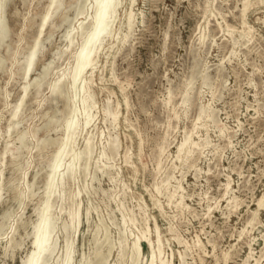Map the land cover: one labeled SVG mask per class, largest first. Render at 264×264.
<instances>
[{
    "label": "rangeland",
    "instance_id": "rangeland-1",
    "mask_svg": "<svg viewBox=\"0 0 264 264\" xmlns=\"http://www.w3.org/2000/svg\"><path fill=\"white\" fill-rule=\"evenodd\" d=\"M154 1L120 0L112 35L103 38L93 71L84 72L89 79L93 109L89 113L93 117L77 135L73 150L82 151L88 137L92 140L91 152L81 158L88 159L87 169L79 170L66 186L63 206L67 204L54 231L56 247L46 264H54L63 253L65 234L60 223L67 220L65 211L72 206V194L76 195L73 205L81 207L72 264L91 259L97 249L105 252L107 244L112 249L103 264H131V242L145 229L154 246L159 238L161 256L171 264H179V254L184 255L185 264H255L254 259L264 264V205L257 206L264 193V0H254L256 7H248L244 13V0ZM49 3L8 0L4 9L9 34L7 43L0 47V264H21L32 248L31 232L38 220L36 210L45 199L47 167L63 137L68 109L72 107L66 98L71 96L69 89L62 98L51 101L49 86L72 68L93 15L94 0H64L63 9L43 28L41 53L24 81V59ZM129 10L133 21L128 28L125 15ZM68 33L73 38L70 47ZM45 66L43 83L36 92L30 84ZM25 82L30 85L28 94L21 111L19 108L15 128L8 131L11 109ZM185 95L188 103H183ZM74 104L80 107L79 98ZM202 105L206 112L198 120ZM209 113L211 119L207 118ZM49 120L51 124L46 126ZM21 133H25L22 143L18 140ZM189 133L191 139L205 144L181 162L175 159L176 147ZM115 138L119 145L112 147L110 142ZM42 140H47L44 147ZM4 146L20 148L12 156L11 151L3 152ZM178 185L180 189L170 202L167 193ZM180 197L181 205L175 207ZM53 203L58 213L61 203ZM11 236L13 242H21L17 248L9 246ZM120 240L126 251L118 263ZM142 248L140 264H145L148 249L144 243Z\"/></svg>",
    "mask_w": 264,
    "mask_h": 264
},
{
    "label": "bare ground",
    "instance_id": "bare-ground-1",
    "mask_svg": "<svg viewBox=\"0 0 264 264\" xmlns=\"http://www.w3.org/2000/svg\"><path fill=\"white\" fill-rule=\"evenodd\" d=\"M154 1V0H153ZM8 0H4L3 2V6L0 7V47H2L4 44L7 43V38H8V34H9V29H8V26L6 24V21H5V18H4V9H5V6L7 4ZM133 2V1H132ZM155 2V1H154ZM209 2V1H208ZM131 3V2H130ZM206 3V2H205ZM258 3V2H257ZM226 4V3H225ZM63 5H64V0H50V3H49V6L47 7V9L45 10L44 14L41 15V18H40V24H39V30H38V34L35 38V40L33 41V44L31 45L25 59H24V63H23V67H22V79L25 81L27 80V77L29 76L31 70L33 69L34 65H35V62L37 60V57L38 55L41 53V50H40V36L42 34V31L44 30L43 28L48 25V23H50V20L51 18H53L57 13H59V11L61 9H63ZM120 5V0H94V4H93V15L91 18H89V22H88V30L87 32L85 33L84 37H83V41H82V44L79 48V50L77 51L75 57H74V64L72 66V68L69 70V72L65 73L63 72L50 86H49V89H50V97H51V101L52 100H56L58 98H62L65 93L67 92L65 89H69L71 92V96H68L66 95L65 97L70 100V102H72V107L69 108V117L66 119V122L64 124V128H63V137L58 145V148L53 156V159L51 161V163L49 164V166L47 167L48 168V175H47V179L45 180L46 182V185L44 186L45 187V199H44V202L42 204V207L37 209L36 213H37V216H38V220L37 222L33 225L32 227V240H31V243H32V248L29 252V254L25 257V259L22 261L21 264H27V261L33 256V253L36 252L39 256V259L43 262H47L48 258L51 256V254L54 252L55 250V247H56V239H55V236H54V231L56 229V224H57V221L60 220L61 216L60 214H62L63 210H65L64 206H63V202H64V195H65V191H66V186L68 184V182L71 180H74V178H76V174L78 173L79 170H85L87 169V163H88V159H81L83 156H87L90 154L91 152V141H90V138L87 137V139L84 141L85 145L83 146V150L82 151H78L77 152H74L73 150V146H74V143L75 142V139L77 137V135L79 134V132L83 131L91 122V115H90V109H91V96L89 95V91H88V80L86 78V76L84 77V72L88 70L90 71H93V66L95 64V60L98 56V52H100V48L103 47L102 46V40L104 37L106 36H109L111 37L112 35V32H113V28H112V25L114 24V21L116 20V13H117V9H118V6ZM207 6V5H206ZM198 7V6H197ZM222 7V6H221ZM256 7V6H254ZM209 8V7H208ZM199 9V8H198ZM236 9V8H235ZM208 10V9H207ZM239 10V9H238ZM246 10L245 8V0H244V4H243V12L244 13ZM208 13H206V10H205V14L206 15ZM231 14V13H230ZM254 14V13H253ZM245 15V14H243ZM88 17V16H87ZM218 17V16H217ZM225 17V16H224ZM243 17V16H242ZM132 18H133V15L132 13L130 12V10L128 11V13H126L125 15V21H126V25L127 27L129 28V26L131 25L132 23ZM215 18V17H214ZM264 18V17H263ZM63 19V18H62ZM258 19V18H257ZM64 20V19H63ZM240 20V19H239ZM239 20H238V23H239ZM264 20V19H263ZM259 21V20H258ZM86 22V21H85ZM116 22V21H115ZM262 22V20H261ZM8 23V22H7ZM241 23V21H240ZM246 22L245 20L242 21V24L244 25ZM241 25V27L243 26ZM235 26V25H234ZM52 26L50 25V28ZM200 27V26H199ZM218 27V26H217ZM252 27V26H251ZM53 28V27H52ZM208 28V27H207ZM234 28V27H233ZM237 28V26H236ZM243 28V27H242ZM241 28V29H242ZM219 29V28H218ZM245 29V28H244ZM243 29V30H244ZM249 29V28H248ZM119 30V29H118ZM228 30V29H227ZM233 29H231L232 31ZM252 30V29H251ZM212 31V30H211ZM234 31V30H233ZM232 31V32H233ZM247 31V30H245ZM250 31V29H249ZM254 31V30H253ZM74 31H72L71 33H73ZM118 32V31H117ZM167 32V31H166ZM240 32V31H239ZM71 33H68L66 35V38L68 39V42H69V47L73 45V38L71 37ZM229 33V32H228ZM235 33V32H234ZM237 33V32H236ZM249 33V32H248ZM75 34V33H74ZM118 34V33H117ZM167 34V33H166ZM230 34V33H229ZM239 34V33H238ZM247 34V33H246ZM252 34V33H251ZM232 35V33H231ZM249 35V34H248ZM75 36V35H74ZM124 36V35H123ZM244 36V35H242ZM117 37V36H116ZM165 37V35H164ZM200 37H202L200 35ZM204 37V35H203ZM234 37V36H233ZM240 37V36H239ZM198 38V37H197ZM245 38V37H244ZM247 38V37H246ZM249 38V37H248ZM204 39V38H203ZM202 40V38H201ZM238 40V39H237ZM244 40V39H243ZM123 41V39H122ZM121 41V42H122ZM239 41V40H238ZM237 41V42H238ZM120 42V43H121ZM125 42V41H124ZM166 42V41H165ZM203 42V41H202ZM201 42V43H202ZM236 42V43H237ZM252 42V41H251ZM123 43V42H122ZM121 43V44H122ZM240 44V42H239ZM164 45V44H163ZM231 46V45H230ZM234 48H235V45H233ZM238 47V46H237ZM234 53V52H233ZM259 53V52H258ZM234 56V55H233ZM244 58V57H243ZM225 60V58H224ZM2 63L3 61L0 59V68L2 66ZM47 67L45 66L44 67V71L37 77H35L32 82H31V86L34 87V89L37 91H39L40 89V86L42 85L43 83V78H44V72H45V69ZM255 68V67H254ZM2 70V69H1ZM257 70V69H256ZM87 73V72H86ZM85 73V74H86ZM93 76V75H92ZM206 79V77H205ZM207 80V79H206ZM92 83V82H91ZM191 83V80L189 81V83L187 84H190ZM217 84V83H216ZM29 83L25 82L24 84H22V88H21V94H20V98L18 100V102H16L17 104L15 105V107L11 110H13L10 114V125L8 127V131L9 130H13V128H15L16 126V118L18 116V111H19V108H20V111H21V106H22V103L24 102V98L27 96L28 94V90H29ZM91 86V85H90ZM211 89V88H210ZM214 89V88H213ZM66 91V92H65ZM124 93V92H122ZM67 94V93H66ZM212 96V94H211ZM79 98V102H80V107L79 106H76V104H74V100ZM170 98V97H169ZM66 99V100H67ZM123 99V98H122ZM168 99V98H167ZM124 100V99H123ZM189 101V98L187 95H185V97L183 98V103H188ZM56 102V101H55ZM126 102V101H124ZM123 102V103H124ZM69 103V102H68ZM24 104V103H23ZM67 104V102H66ZM126 105L127 107V103L124 104ZM206 105V104H205ZM116 106V105H115ZM66 108V107H65ZM105 108V107H104ZM129 108V107H128ZM115 109V107H114ZM211 109V108H210ZM67 110V111H68ZM93 110V109H91ZM110 110V109H109ZM113 110V109H112ZM111 110V111H112ZM118 110V108H117ZM128 110V109H127ZM125 110V111H127ZM115 111V110H114ZM104 112V110H103ZM206 112V107L205 106H201L200 109H199V114H198V120L201 116V114L205 113ZM106 113L107 114H111L108 110H106ZM126 113V112H125ZM92 114V113H91ZM207 114V113H206ZM115 114L113 113V116ZM120 115V114H119ZM107 116V115H106ZM174 117V115H173ZM80 118H82V121H80ZM112 118V117H110ZM118 118V117H116ZM207 118L208 119H211V113H209L207 115ZM109 119V118H108ZM206 119V118H205ZM113 120V119H112ZM197 120V119H196ZM57 121V120H56ZM63 121V120H62ZM169 121V120H168ZM9 122V121H8ZM56 123V122H55ZM116 123V122H115ZM114 123V124H115ZM51 122L50 120L47 122L46 126L50 125ZM195 124V123H194ZM58 125V124H57ZM220 125V124H219ZM52 126V125H51ZM114 126V125H113ZM166 126V125H165ZM225 126V125H224ZM61 127V126H60ZM262 127V126H261ZM48 128V127H47ZM62 128V127H61ZM226 128V127H225ZM224 128V129H225ZM220 132L222 131L221 128H219ZM7 131V133H8ZM218 131V130H217ZM192 132V131H191ZM10 133V132H9ZM193 133V132H192ZM219 133V132H217ZM223 133V132H222ZM191 133H189L190 135ZM221 134V133H220ZM235 134V133H234ZM7 135V134H6ZM187 136L186 139L181 142L180 144L177 145L176 147V158L177 160L179 161H185L186 159H188L193 153L195 150H197L200 146L204 145L205 142L202 140L201 142H197L193 140V138L191 139V135L190 136ZM193 135V134H192ZM218 135V134H217ZM223 135V134H222ZM89 136V135H88ZM114 137V136H112ZM219 137V136H218ZM228 137V136H227ZM25 138V133H21L19 136H18V140L20 141V143L23 142ZM93 138V136H92ZM164 139V138H163ZM16 140V138H15ZM142 140V139H141ZM47 141V140H46ZM46 141H43L42 140V144L41 146L44 147V144ZM118 141V140H117ZM125 141V140H124ZM56 142V141H55ZM41 143V141H40ZM40 143H39V146H40ZM53 143V142H52ZM58 143V142H56ZM115 143H116V138L115 140L113 139L110 144L112 147H115ZM161 143V142H160ZM159 143V144H160ZM165 143V142H163ZM162 143V144H163ZM26 144V143H25ZM117 144V143H116ZM9 145V144H8ZM47 145V144H46ZM119 145V144H117ZM140 145V144H139ZM160 146V145H159ZM22 147H23V144H22ZM25 147V146H24ZM23 147V148H24ZM28 147V146H27ZM38 148V146H36ZM206 147V145H205ZM204 147V148H205ZM230 147V146H229ZM19 148L20 147H16L15 149L11 150L9 149L7 146H4V153L8 152V151H11L10 153H12V156L16 155L17 152L19 151ZM40 148V147H39ZM105 148V147H104ZM141 148V147H139ZM170 148V147H169ZM103 149V148H102ZM114 149V148H113ZM161 149H162V146H161ZM160 149V150H161ZM260 149V148H259ZM29 150V149H28ZM104 150V149H103ZM115 150V149H114ZM21 151V150H20ZM102 152V151H101ZM100 152V153H101ZM114 152V151H112ZM117 152V151H116ZM139 152V150H138ZM107 153V152H106ZM3 154V153H2ZM102 154V153H101ZM114 154V153H112ZM111 154V155H112ZM129 154V153H128ZM139 154V153H138ZM107 155V154H106ZM110 155V154H109ZM170 155V154H169ZM108 156V155H107ZM113 156V155H112ZM175 156V154H174ZM4 157V156H3ZM125 156H123L124 158ZM137 157H139L137 155ZM19 158V157H18ZM103 158V156H102ZM111 158V157H110ZM122 158V160H123ZM128 158V157H127ZM170 158V157H169ZM17 159V158H16ZM101 159V158H99ZM106 159V158H105ZM129 159V158H128ZM160 159V158H159ZM173 159V158H172ZM190 159V158H189ZM194 159V158H193ZM107 160V159H106ZM244 160V159H243ZM82 161V163H81ZM97 161V160H95ZM104 161V159H103ZM108 161L109 158H108ZM128 161V160H127ZM139 161V160H138ZM142 161V160H141ZM189 161V160H187ZM197 161V160H196ZM217 161V160H216ZM100 162V161H99ZM106 162V161H105ZM131 162V161H129ZM140 162V161H139ZM167 162V161H166ZM172 163H174L172 160H171ZM186 162V161H185ZM4 163V162H3ZM103 163V162H102ZM107 163V162H106ZM142 163V162H141ZM180 163V162H179ZM189 163V162H188ZM2 164V163H0ZM94 164H97L94 162ZM126 164V163H125ZM129 164V163H128ZM127 164V165H128ZM140 164V163H139ZM192 164V163H191ZM4 165V164H3ZM104 166V164H102ZM106 165V164H105ZM112 165V164H111ZM110 165V166H111ZM141 165V164H140ZM174 164H172L173 166ZM183 165V164H182ZM97 166V165H96ZM95 166V167H96ZM143 166V165H141ZM170 166V165H169ZM191 166V165H190ZM189 166V167H190ZM210 166V165H209ZM181 167V166H180ZM185 167V166H184ZM191 167H194V166H191ZM97 168V167H96ZM95 168V169H96ZM105 168V167H104ZM115 168V167H114ZM157 168V167H156ZM188 168V167H186ZM94 169V170H95ZM102 169V167H101ZM101 169H99V173H102L101 172ZM107 169H108V166H107ZM120 169V168H119ZM172 169V168H171ZM190 169V168H189ZM195 169V168H194ZM97 170V169H96ZM178 170V169H177ZM180 170H183L180 168ZM179 170V171H180ZM193 170V169H192ZM196 170V169H195ZM103 171V169H102ZM110 171L109 169L107 170V172ZM121 172V170H119ZM134 171V170H133ZM171 171V170H170ZM85 172V171H84ZM177 172V171H176ZM109 173V172H108ZM173 173H174V170H173ZM47 174V173H46ZM86 173H84L85 175ZM104 174H105V171H104ZM102 173V175H104ZM136 174V172H135ZM78 175V174H77ZM79 175H80V172H79ZM134 175V174H133ZM0 176H1V171H0ZM89 176V174L87 175V177ZM106 176V175H105ZM111 176V174H110ZM119 176V175H118ZM2 177V176H1ZM108 177V176H107ZM220 177V176H219ZM112 178V177H111ZM118 178V177H117ZM162 178V177H161ZM175 178V176H174ZM184 177H182L183 179ZM227 178V177H226ZM263 178V177H262ZM2 179V178H1ZM1 179H0V182H1ZM180 179V180H182ZM110 180V179H109ZM117 180V179H116ZM135 180V179H134ZM171 180V179H170ZM177 180V179H176ZM227 180V179H226ZM260 180V179H259ZM247 181V180H246ZM75 182L76 179H75ZM170 182V181H169ZM179 182V181H178ZM177 182V183H178ZM111 183V181H110ZM175 183V184H177ZM230 183V181H229ZM160 184V183H159ZM158 184V186H159ZM221 184V183H220ZM83 185V184H82ZM114 185V184H113ZM122 185V184H121ZM180 185V184H179ZM176 187L174 189L173 192H170V193H167L168 194V199L169 201L171 202L173 200V197H174V193H176V190L180 187ZM245 185V184H244ZM72 186V185H71ZM84 186V185H83ZM174 186V185H172ZM177 186V185H175ZM251 186V185H250ZM124 187V186H123ZM122 187V188H123ZM226 187V190L228 188V186H225ZM72 188V187H71ZM85 188V187H84ZM160 188V187H159ZM162 188V187H161ZM165 188V187H164ZM230 188V187H229ZM70 189V188H69ZM126 189V188H125ZM128 189V188H127ZM163 189V188H162ZM161 189V190H162ZM220 189V188H219ZM85 190V189H84ZM112 190L114 189H111V192ZM116 190V189H115ZM114 190V191H115ZM159 190V189H158ZM160 190V191H161ZM184 190V189H183ZM225 190V191H226ZM0 191H1V186H0ZM69 191V190H68ZM73 191V190H72ZM103 191V190H102ZM166 191V190H165ZM179 191V190H178ZM181 191V190H180ZM228 191V190H227ZM226 191V192H227ZM230 191V190H229ZM2 192V191H1ZM0 192V193H1ZM104 192V191H103ZM123 192V190H122ZM169 192V191H167ZM81 193V192H80ZM125 193V192H124ZM155 193V192H154ZM163 193V192H162ZM186 193V192H185ZM225 193V192H224ZM228 193H231V192H228ZM89 194V193H88ZM106 194V193H105ZM121 194V193H119ZM153 194V193H152ZM206 194V193H205ZM223 194V193H222ZM221 194V195H222ZM114 195V194H113ZM118 195V194H117ZM127 195V194H126ZM177 195V194H176ZM224 195V194H223ZM67 196V195H66ZM71 196V195H70ZM76 195L75 194H72V197H71V203L72 206L66 210L65 212L67 213V220H62L61 223H60V228L63 232V234H65V241H64V245H63V253L59 256L58 260L55 261L54 264H72L73 263V252H74V238L76 236V233H77V230H78V227L80 225V217H81V213H80V208L79 206L75 207L73 204H74V197ZM80 196V195H79ZM153 196V195H152ZM165 196L166 193H165ZM179 196H182V195H179ZM227 196V195H226ZM249 196V195H248ZM44 197V196H43ZM91 197V196H90ZM89 197V198H90ZM109 197L111 198V195H109ZM113 197V196H112ZM163 197V195H162ZM177 197V196H176ZM200 197V196H199ZM208 197V196H207ZM225 197V196H224ZM222 196V198H224ZM229 197V196H228ZM51 198H54V200L52 201ZM87 198V197H86ZM150 198V197H149ZM157 198V197H156ZM205 198V197H204ZM234 198V197H233ZM91 199V198H90ZM117 199V198H116ZM154 199V198H152ZM167 199V197H166ZM176 199V198H175ZM183 199V197H182ZM200 199V198H199ZM236 199V198H235ZM108 200V199H106ZM140 200V199H139ZM159 200V199H158ZM185 200V199H183ZM190 200V199H189ZM206 200V199H205ZM229 200V199H228ZM233 200V199H232ZM60 202V206H59V211L58 213L54 212L53 209H55V205L53 202ZM125 201V200H124ZM127 201V200H126ZM141 201V200H140ZM154 201V200H153ZM160 201V200H159ZM262 201H264V193L261 194V197L258 198L257 200V206L260 208V206L262 205ZM81 202V201H80ZM112 202V201H111ZM42 203V202H41ZM69 203V202H68ZM122 203V202H121ZM127 203V202H126ZM168 203V202H167ZM166 203V204H167ZM208 203V202H207ZM230 203V202H229ZM59 204V203H58ZM78 204V202H77ZM81 204V203H80ZM124 204V203H123ZM143 204V202H142ZM175 207L178 205L180 206L181 205V197L179 199V201H176L175 202ZM211 204V203H209ZM236 204V203H234ZM233 204V205H234ZM238 204V203H237ZM40 205V204H39ZM152 205V204H151ZM186 205V204H185ZM184 205V206H185ZM206 205V204H205ZM231 205V204H230ZM6 206V205H5ZM138 206H139V203H138ZM157 206V204H156ZM160 206V205H159ZM162 206V205H161ZM168 206H170V204H168ZM174 206V204H173ZM229 206V205H228ZM2 207V206H1ZM39 207V206H38ZM137 207V206H136ZM145 207V206H144ZM206 207V206H205ZM230 207V206H229ZM228 207V208H229ZM232 207V206H231ZM237 207V206H236ZM6 208V207H5ZM58 208V206H57ZM94 208V207H93ZM161 208V207H160ZM183 208V207H182ZM227 208V209H228ZM86 209V208H85ZM95 209V208H94ZM116 209L118 208H115V211ZM131 209V208H129ZM138 210V208H136ZM146 209V208H145ZM175 209V208H174ZM223 209V208H222ZM257 209V208H256ZM255 209V210H256ZM3 210V209H2ZM1 210V211H2ZM123 210V209H122ZM141 212H142V209H140ZM149 210V209H148ZM158 210V209H157ZM162 210V209H160ZM187 210V209H186ZM190 210V208H189ZM205 210V209H204ZM89 211H90V208H89ZM129 211V210H128ZM146 211V210H145ZM182 211V210H180ZM207 211V210H206ZM210 211V210H209ZM226 211V210H225ZM112 212V211H111ZM118 212V211H117ZM138 212V211H137ZM140 212V211H139ZM253 212V211H252ZM86 213H88V209H86ZM113 213V212H112ZM126 213V212H125ZM164 213V212H163ZM188 213V212H186ZM190 213V211H189ZM230 213V212H229ZM119 214V213H118ZM122 214V213H121ZM130 214V213H129ZM138 214V213H137ZM147 214V212H146ZM207 214V213H206ZM205 214V215H206ZM222 214V213H221ZM128 215V214H127ZM132 215H133V212H132ZM140 215V214H139ZM166 215V214H165ZM223 215V214H222ZM228 215V214H227ZM108 216V215H107ZM121 216V215H120ZM161 216V214H160ZM183 216V215H182ZM226 216V214L224 215ZM89 217V216H88ZM114 217V216H112ZM124 217V216H123ZM122 217V218H123ZM135 217V216H134ZM141 217V216H139ZM143 217V216H142ZM168 217V216H167ZM174 217V216H173ZM228 217V216H227ZM86 218V217H85ZM102 218V217H101ZM115 218V217H114ZM127 218V217H126ZM169 218V217H168ZM178 218V217H177ZM103 219V218H102ZM116 219V218H115ZM121 219V217H120ZM125 220V218H123ZM122 219V220H123ZM128 219V218H127ZM131 219V218H130ZM153 219V218H152ZM148 220V219H147ZM228 220V219H227ZM104 221V220H103ZM110 221V220H109ZM113 221V220H112ZM110 221L111 223H114ZM115 221V220H114ZM126 221V220H125ZM132 222V220H130ZM140 221V220H139ZM143 221V220H142ZM140 221V222H142ZM225 221V220H224ZM116 222V221H115ZM155 222V221H154ZM105 223V222H104ZM125 223V222H123ZM144 223V222H143ZM101 224V223H100ZM99 224V225H100ZM103 224V223H102ZM127 224V223H126ZM136 224V223H135ZM147 224V223H145ZM116 225V224H114ZM123 225V224H122ZM134 225V224H133ZM117 227L119 225H116ZM147 226V225H146ZM1 224H0V229H1ZM120 227V226H119ZM124 227V225H123ZM134 227V226H133ZM144 228V226H142ZM167 227V226H166ZM175 227V226H174ZM173 227V228H174ZM101 229V227H99ZM129 228V227H128ZM148 228H149V225H148ZM157 229V227H155ZM168 228V227H167ZM107 230V229H106ZM105 230V231H106ZM125 231V229H123ZM121 230V231H123ZM146 230V229H145ZM142 232L141 234L139 233L140 236H137L135 234V236H137L132 242H131V248H130V251H129V258H130V261H131V264H140V261L142 259V243H144L148 249V254H147V257L145 258V261L146 262H143L145 264H171V262L167 259H164L161 255L162 254V250H161V247H160V242H159V238H157V245L154 246V243L152 242V240L148 237V234L149 231H145ZM168 230V229H167ZM120 231V229H119ZM117 231V232H119ZM123 231V232H124ZM154 231V230H153ZM171 231V230H170ZM175 231V229H174ZM241 231V230H240ZM246 231V230H245ZM244 231V232H245ZM132 232V231H131ZM108 233V232H107ZM14 234V233H13ZM119 234V233H118ZM124 234V233H122ZM130 234H133V233H130ZM126 235V233H125ZM242 235V234H241ZM240 235V236H241ZM122 236V235H121ZM129 236V235H128ZM132 236V235H131ZM239 236V237H240ZM120 237V236H119ZM133 237V236H132ZM158 237V235L156 236ZM245 237V236H244ZM122 238V237H121ZM127 238V237H126ZM125 238V239H126ZM181 238V237H180ZM242 238V237H241ZM259 238H261L259 236ZM264 238V237H263ZM262 238V239H263ZM22 239V238H20ZM76 239V238H75ZM118 239V238H117ZM178 239V237L176 238ZM199 239V238H198ZM209 239V238H208ZM214 239V238H213ZM247 239V238H246ZM249 239V238H248ZM247 239V240H248ZM9 240V239H8ZM23 240V239H22ZM21 240V241H22ZM107 240V237H105L104 239V242H106ZM127 240V239H126ZM251 240V238H250ZM250 240H248L249 242H251ZM255 240V239H254ZM257 240V239H256ZM14 241H16L14 239ZM76 241V240H75ZM121 241V240H120ZM175 241V240H174ZM179 241V240H178ZM184 241V240H183ZM197 241V240H196ZM215 241V240H214ZM213 241V242H214ZM127 242V241H126ZM245 242V240H244ZM254 242V241H253ZM9 246H13V247H16L19 246V244L21 243H15L13 242V237L11 236L10 240H9ZM23 243V241H22ZM156 243V242H155ZM182 243V242H181ZM213 244V243H212ZM215 244V243H214ZM213 244V245H214ZM253 244V243H252ZM8 245V244H7ZM82 245V244H81ZM120 245V251L118 253V260L116 262L120 263L121 260L123 259L124 255H125V249L124 247L122 246V241L118 244ZM125 245V244H124ZM184 245V244H183ZM186 245V244H185ZM184 245V246H185ZM189 245V244H188ZM192 245V244H191ZM195 245V243H194ZM245 245V244H244ZM248 245H250L248 243ZM102 246V245H101ZM115 246V245H114ZM198 246V245H197ZM208 246V245H207ZM4 247V246H3ZM7 247V246H6ZM103 247V246H102ZM126 247V246H125ZM189 247V246H188ZM203 247V246H202ZM201 247V248H202ZM252 246H250L251 248ZM20 248V247H19ZM106 251L103 252V251H100V249H97L94 253V256L91 258V259H86L85 261L81 262L80 260V264H103L104 260L107 258V255L108 253L110 252V250L112 249V246L107 244V247H106ZM193 248V247H192ZM248 248V249H250ZM15 249V248H14ZM13 249V250H14ZM191 249V248H189ZM188 249V250H189ZM205 249V248H204ZM128 250V248H127ZM187 250V249H186ZM185 250V251H186ZM263 250V249H261ZM117 251V252H118ZM214 251V250H213ZM229 251V250H228ZM253 251V250H252ZM260 251V250H259ZM76 252V251H75ZM82 252V251H81ZM80 252V253H81ZM190 252V251H189ZM198 252V251H197ZM227 252V251H226ZM262 252V251H261ZM264 252V250H263ZM185 253V252H184ZM203 253V252H202ZM223 253V252H222ZM253 253V252H252ZM251 253V254H252ZM196 254V253H194ZM225 254V253H224ZM223 254V256H225ZM248 254V252H247ZM179 264H185V260H184V255H181L179 254ZM197 255V254H196ZM210 255V254H208ZM221 255V253H220ZM261 255V254H260ZM85 256V255H84ZM89 256H92L91 254ZM89 256L86 255V257L89 258ZM198 256V255H197ZM229 256V255H228ZM250 256V255H249ZM257 256L258 258V255H255ZM85 257V258H86ZM214 257V256H213ZM117 258V257H116ZM127 258V256H126ZM217 258V256H216ZM226 258V257H225ZM254 258V257H253ZM171 259V258H170ZM261 259V258H260ZM84 260V258H83ZM125 260V258H124ZM217 260V259H216ZM224 260V259H222ZM106 261V260H105ZM144 261V260H143ZM226 261V260H225ZM248 261V260H247ZM255 261V264H258V259H254ZM125 262V261H124ZM223 263V261H222ZM106 264V263H105ZM113 264V263H112ZM117 264V263H116Z\"/></svg>",
    "mask_w": 264,
    "mask_h": 264
},
{
    "label": "snow or ice",
    "instance_id": "snow-or-ice-1",
    "mask_svg": "<svg viewBox=\"0 0 264 264\" xmlns=\"http://www.w3.org/2000/svg\"><path fill=\"white\" fill-rule=\"evenodd\" d=\"M4 0H0V7L3 6ZM254 6V0H245V8ZM262 205H264V201H262ZM27 264H45V262L39 259V256L36 252L33 253V256L27 261Z\"/></svg>",
    "mask_w": 264,
    "mask_h": 264
}]
</instances>
